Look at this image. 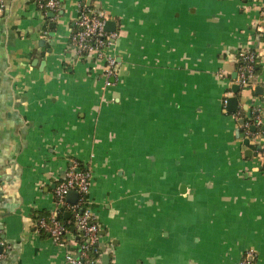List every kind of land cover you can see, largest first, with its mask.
I'll return each instance as SVG.
<instances>
[{"label": "crops", "instance_id": "1", "mask_svg": "<svg viewBox=\"0 0 264 264\" xmlns=\"http://www.w3.org/2000/svg\"><path fill=\"white\" fill-rule=\"evenodd\" d=\"M59 5L53 16L37 0L0 10V264H67L70 246L35 225L71 161L90 172L86 206L108 263L236 264L251 249L264 264L262 0ZM81 5L118 32L110 83L104 59L69 43ZM244 49L257 57L239 86ZM257 114L262 135L245 136Z\"/></svg>", "mask_w": 264, "mask_h": 264}, {"label": "built area", "instance_id": "2", "mask_svg": "<svg viewBox=\"0 0 264 264\" xmlns=\"http://www.w3.org/2000/svg\"><path fill=\"white\" fill-rule=\"evenodd\" d=\"M5 0H0V10L4 7ZM60 0H37V6L44 12H56L59 9ZM262 19L255 25L257 34L264 35V0L261 5ZM109 20L108 14L101 8L81 5L75 20V29L69 37V43L78 56L94 55L104 59L105 70L103 73L105 83L116 79L117 62L115 56L108 53L118 38V32L107 30L105 25ZM257 55L250 49H244L237 54V74L239 86L249 83L253 76V66ZM238 118L239 111L235 112ZM262 123L259 114L253 119L241 124L245 136L259 138L262 135L257 128ZM252 127L257 130L253 131ZM261 167L264 169V150L259 153ZM2 184L0 181V188ZM90 188V172L80 168L76 161H71L64 178L59 181L54 189L55 204L46 215L36 219V231L46 233L59 247L68 249L64 260L67 264H101L102 250L100 248V226L95 217L86 206V197ZM70 191L77 193L75 203H69L66 195ZM69 213L67 220L60 215ZM73 228V229H70ZM255 257L253 250H247L236 264H252ZM108 264H114L112 262Z\"/></svg>", "mask_w": 264, "mask_h": 264}, {"label": "water", "instance_id": "3", "mask_svg": "<svg viewBox=\"0 0 264 264\" xmlns=\"http://www.w3.org/2000/svg\"><path fill=\"white\" fill-rule=\"evenodd\" d=\"M50 15L53 16V13L51 12ZM112 23H113L112 21H107V23L105 25V28L107 30H114V27L112 26ZM110 26H112V27H110ZM237 90H238V86L234 85L233 86V91L236 92ZM236 106H237V99L235 97H229L227 99V109L229 111H234ZM240 122H242V120H240ZM243 142H244V144L247 145L248 144V139H245ZM245 154L251 155V151H250V153L245 152ZM66 200L69 203H75L76 200H77V193L75 191L68 192V194L66 195ZM64 216L68 217L69 213L65 212ZM71 229H73V228H71ZM108 262H109V257H108V255L104 254L102 256V258H101V264H108Z\"/></svg>", "mask_w": 264, "mask_h": 264}, {"label": "trees", "instance_id": "4", "mask_svg": "<svg viewBox=\"0 0 264 264\" xmlns=\"http://www.w3.org/2000/svg\"><path fill=\"white\" fill-rule=\"evenodd\" d=\"M246 121V120H245ZM81 168V167H80ZM82 169V168H81ZM60 217H61V219H63V220H67L68 218H69V216L68 217H65L64 216V213H62L61 215H60ZM71 229V228H70Z\"/></svg>", "mask_w": 264, "mask_h": 264}]
</instances>
